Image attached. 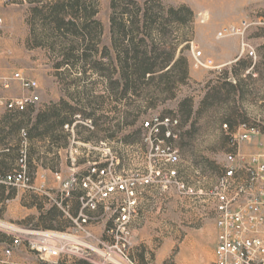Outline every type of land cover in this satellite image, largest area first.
Returning a JSON list of instances; mask_svg holds the SVG:
<instances>
[{"label": "rangeland", "instance_id": "rangeland-1", "mask_svg": "<svg viewBox=\"0 0 264 264\" xmlns=\"http://www.w3.org/2000/svg\"><path fill=\"white\" fill-rule=\"evenodd\" d=\"M71 1L11 0L10 4L0 7L4 19L0 28V77L11 78L20 70L39 84L40 102L31 114L19 119L21 127H34L38 115L48 109L57 110L64 114L63 117L78 114L84 119H92L94 130L78 124L76 132L82 140L108 142L109 150H105L107 155L102 160H108V166L113 165L108 177V182L112 183L120 176L134 179L139 175L155 176L157 164L150 147L143 142L146 132L142 122L154 116L176 118L179 121L178 138L172 142L180 152V179L197 190L211 191L223 171L230 149V138L223 125L237 128L247 123L258 126L264 133V0H116L115 3L114 0H82L89 7L90 16L82 18L81 23H88L94 39L93 45L87 43L88 47L76 38L75 29L65 30V35L55 30L56 11L65 10L66 13L60 16L70 20ZM132 2L143 9L144 14L139 13L135 18L136 7ZM181 6L190 13L182 15L184 24L174 25L173 30H166V36L159 37L158 49L159 53L167 54L175 44L177 58L183 56L187 60L189 77L182 83L163 86L162 91L153 94L154 88L147 87L142 89H146L143 93L139 89L138 93L124 95L123 86L113 92L109 81L95 73L80 57L86 47L98 50L99 57L106 53L113 55V43L117 40L114 30L117 32L121 23L127 29H133L132 22L136 19L139 24L134 29L139 32L135 37L140 42L149 32L146 30V10L160 7L161 16L168 18L170 7ZM248 17L255 24L246 31L244 39L255 48V59L241 55V36L218 37L221 30L236 26ZM151 32L157 37L154 29ZM146 47L151 54L153 47L149 38ZM194 51L202 52L210 62L209 68L193 67ZM104 62L108 64L109 59L104 57ZM22 93L16 86L5 91L0 85V96ZM186 98L193 101L191 113L180 111V103ZM150 102L155 105L147 108ZM140 110L143 113L140 114ZM0 112L9 114L4 110ZM9 133L11 141L16 130ZM54 136L63 137L60 144L66 142L62 129H57ZM44 139H33L37 147L32 151L33 157H38L40 146L37 142ZM100 149L104 156L106 148ZM245 150L247 153L257 151L258 141L245 146ZM20 152L21 148L1 161L10 172L0 178V182L16 192L28 190L33 185L32 171L30 175L28 172L30 183L26 187L4 181L8 174L18 169ZM94 156L89 159L93 161ZM47 159L45 162L51 167L61 169L55 157ZM155 180L151 187L137 189L142 194L140 208L148 206L153 215H140L135 222L131 254L136 262L214 264L215 259L210 261L216 246L214 219L209 214L211 204L201 203L206 208L204 213L209 214L203 221L200 219L202 209L197 208L198 199H185L176 193L168 197L160 179ZM184 215L189 222L187 232L179 228ZM4 226L8 228L0 223V230L10 233ZM22 264L43 262L37 256H30Z\"/></svg>", "mask_w": 264, "mask_h": 264}, {"label": "built area", "instance_id": "built-area-1", "mask_svg": "<svg viewBox=\"0 0 264 264\" xmlns=\"http://www.w3.org/2000/svg\"><path fill=\"white\" fill-rule=\"evenodd\" d=\"M11 0H0V7ZM248 17L238 25L224 28L218 37L239 35L242 38L241 55L248 59L256 58L255 48L244 39L246 31L254 25ZM4 19L0 15V28ZM193 67L209 68L201 51H194ZM0 85L5 91L15 86L21 95L0 96V110L11 115H20L34 110L40 102L38 81L16 71L11 78L0 77ZM78 124L90 130L95 129L92 119L76 115L72 124L64 130L70 132L71 161L84 155V149L94 148L95 143L83 141L76 132ZM176 118L154 116L142 122L146 132L143 142L150 147L151 156L157 164L155 176L139 175L136 179L118 177L109 183L112 164L108 160L93 163L88 174L74 176L64 182L67 190L80 185L85 191L81 197L82 207L76 218H72L70 231L28 230L6 226L11 232L12 242L0 250V264H9L15 249L26 245L38 256L43 264H138L131 254L135 232V222L140 216L142 194L138 188L151 187L160 179L164 193L176 189L186 199L196 198L200 203L211 204L217 229V244L214 251V264H264V133L255 125L241 124L237 128L223 125L230 138V149L226 153V164L217 177L212 190L207 192L186 184L180 179L178 165L180 152L172 141L178 138ZM22 148L18 169L8 174L4 181L12 185L28 186V135L21 131ZM258 141V150L247 153L245 146ZM106 148L107 141L97 143ZM104 157L106 158L107 152ZM62 181L59 173L55 174ZM101 212V217L94 214ZM102 218L106 221L103 232L95 233L91 226ZM13 233V234H12ZM16 233V234H14Z\"/></svg>", "mask_w": 264, "mask_h": 264}, {"label": "crops", "instance_id": "crops-1", "mask_svg": "<svg viewBox=\"0 0 264 264\" xmlns=\"http://www.w3.org/2000/svg\"><path fill=\"white\" fill-rule=\"evenodd\" d=\"M78 115L75 114L73 118ZM21 117L18 115L4 114L0 112V178L10 172V168L2 165L3 158L11 156L13 152H18L22 148V130H31V126L21 127L18 122ZM35 121V118L33 119ZM66 125V124H65ZM64 125V126H65ZM62 133L66 136V142L60 144L56 141H50L45 138L43 141H38L37 145L39 152L38 157H33L32 151L37 149L33 140H29V175H32V187L28 190L15 191L5 183L0 182V223L15 228L28 230H48V231H70L72 226V218H76L80 213L82 202L81 197L85 191L80 185H74L69 190L63 187V183L71 180L74 176H85L88 174L92 164L102 163V150L95 143L94 148L84 149V155L77 158V163L71 161L70 150L72 145L70 142V132L64 130ZM27 128V129H26ZM16 130V135L13 140L9 139V132ZM12 139V138H11ZM85 141V140H83ZM89 142V141H85ZM91 155L93 161L89 159ZM98 155L99 157H96ZM55 157L60 162L61 169H54L47 161V158ZM32 168V169H31ZM59 173L62 176V181L56 179L55 174ZM179 194L177 190L171 189L167 194L172 197L174 194ZM152 196V195H151ZM150 196V197H151ZM186 199V198H185ZM149 202V201H148ZM187 204V203H186ZM198 209H202L200 219L205 221L207 216H212L214 219L213 208L209 210V214L204 213L206 208L199 203ZM187 206V205H186ZM187 209V207H186ZM209 209V208H208ZM97 218L101 217V212L94 214ZM140 215H153V211L148 206H142ZM188 218L184 215L183 221H180L179 228L183 232L188 230ZM106 221L100 218L91 229L95 233L104 231ZM176 230V228H175ZM214 237L217 244V229L214 219ZM12 237L3 230H0V250L8 247L12 242ZM216 248V246H215ZM37 256L30 252L26 245L15 249L9 264H22L30 258ZM38 257V256H37ZM214 253L210 261L214 260Z\"/></svg>", "mask_w": 264, "mask_h": 264}, {"label": "trees", "instance_id": "trees-1", "mask_svg": "<svg viewBox=\"0 0 264 264\" xmlns=\"http://www.w3.org/2000/svg\"><path fill=\"white\" fill-rule=\"evenodd\" d=\"M115 2L116 0H114V3ZM114 3L113 8L116 6ZM132 4L136 7L134 16L137 18L139 13H143V9L139 8L134 2H132ZM160 10V7H153L145 11V17L147 18L146 30L149 32L145 34V37H143L140 42H138L136 40L137 37H135L139 32V29H134L139 24L137 19L133 20L132 24L134 27L130 30L121 23L117 32L114 30L115 38L117 37V40L115 39L113 43L115 53L113 55L110 53L102 54V57H99V51L94 50L93 46V50L90 48L87 49V43L93 45L94 39L88 23H81L82 18L90 16L89 7H87L85 2L82 0H72L70 2V20H66L65 17L60 16V14L66 13L65 10H57V17L54 19L53 23L55 30L58 33H62V35H65V30L69 28L75 29L76 38L87 46L80 57L85 60L86 63H89V66L95 73L109 81L110 85L113 86V92H115L116 88L119 86H123L124 95L129 94V92L138 93L139 89H141L140 93H143L147 87H153L154 91L151 92V94H153V92L162 91L161 87L163 86L177 85L189 77L188 62L183 56L177 58L176 45L172 44L173 48H170L167 54L159 53L158 46L160 45L159 37L162 34L166 36V30H173L174 25L181 26L184 24L185 21L182 15L186 12L190 13V10L185 6L179 8L170 7L168 10V18H163ZM151 28L154 29L157 37H153ZM147 38H149L151 46L153 47V52L151 54L146 47ZM104 57L109 59L108 64L104 62ZM143 88L146 89L142 90ZM192 103V99H184L180 103L181 113H184V111L186 113H191L189 109L192 108ZM148 105L147 108H151L155 103L150 102ZM31 112L32 110L18 116L26 117V115L31 114ZM139 113L141 114L143 112L140 110ZM63 115L64 114H59L55 109H48L40 113L37 117L36 125L32 127L31 130H27L28 140L42 137L49 138L51 141H61L63 137L54 136V132L57 129H62L65 124L73 123V114H67V117H63ZM227 125L233 128L231 125Z\"/></svg>", "mask_w": 264, "mask_h": 264}]
</instances>
